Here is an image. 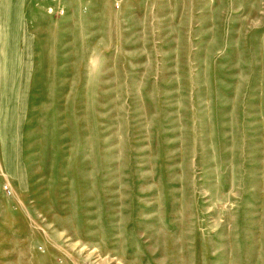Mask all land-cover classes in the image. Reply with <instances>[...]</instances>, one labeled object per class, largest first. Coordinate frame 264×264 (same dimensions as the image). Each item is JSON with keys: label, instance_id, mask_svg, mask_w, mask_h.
Listing matches in <instances>:
<instances>
[{"label": "rangeland", "instance_id": "1", "mask_svg": "<svg viewBox=\"0 0 264 264\" xmlns=\"http://www.w3.org/2000/svg\"><path fill=\"white\" fill-rule=\"evenodd\" d=\"M17 3L0 264H264V0Z\"/></svg>", "mask_w": 264, "mask_h": 264}, {"label": "crops", "instance_id": "2", "mask_svg": "<svg viewBox=\"0 0 264 264\" xmlns=\"http://www.w3.org/2000/svg\"><path fill=\"white\" fill-rule=\"evenodd\" d=\"M18 0H0V17H3V8L4 6H13L15 9L18 6ZM13 13H10V15L12 16Z\"/></svg>", "mask_w": 264, "mask_h": 264}, {"label": "built area", "instance_id": "3", "mask_svg": "<svg viewBox=\"0 0 264 264\" xmlns=\"http://www.w3.org/2000/svg\"><path fill=\"white\" fill-rule=\"evenodd\" d=\"M65 12H64V10L62 9V10H60V15H63Z\"/></svg>", "mask_w": 264, "mask_h": 264}]
</instances>
